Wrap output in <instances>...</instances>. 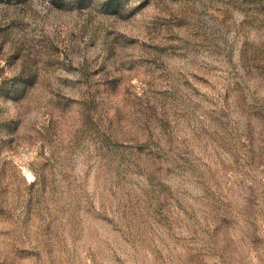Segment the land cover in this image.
<instances>
[{
	"label": "rangeland",
	"instance_id": "rangeland-1",
	"mask_svg": "<svg viewBox=\"0 0 264 264\" xmlns=\"http://www.w3.org/2000/svg\"><path fill=\"white\" fill-rule=\"evenodd\" d=\"M0 264H264V0H0Z\"/></svg>",
	"mask_w": 264,
	"mask_h": 264
}]
</instances>
